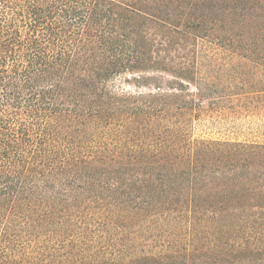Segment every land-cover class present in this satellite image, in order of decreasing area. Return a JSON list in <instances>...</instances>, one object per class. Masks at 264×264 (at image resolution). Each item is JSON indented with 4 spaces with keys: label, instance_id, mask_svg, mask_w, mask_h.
Listing matches in <instances>:
<instances>
[{
    "label": "trees",
    "instance_id": "16d2710c",
    "mask_svg": "<svg viewBox=\"0 0 264 264\" xmlns=\"http://www.w3.org/2000/svg\"><path fill=\"white\" fill-rule=\"evenodd\" d=\"M201 44L264 68V0H0V264H264V144L192 135Z\"/></svg>",
    "mask_w": 264,
    "mask_h": 264
},
{
    "label": "rangeland",
    "instance_id": "374dc122",
    "mask_svg": "<svg viewBox=\"0 0 264 264\" xmlns=\"http://www.w3.org/2000/svg\"><path fill=\"white\" fill-rule=\"evenodd\" d=\"M212 48L200 45L199 85L189 86L201 111L193 120V138L264 144V68ZM116 86L132 93L156 92L153 87L129 85L124 79Z\"/></svg>",
    "mask_w": 264,
    "mask_h": 264
}]
</instances>
